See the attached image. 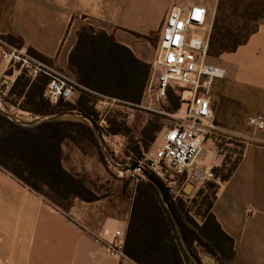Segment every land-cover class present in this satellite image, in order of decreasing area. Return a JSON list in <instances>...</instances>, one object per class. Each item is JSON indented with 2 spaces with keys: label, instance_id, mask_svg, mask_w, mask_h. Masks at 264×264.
<instances>
[{
  "label": "crops",
  "instance_id": "crops-1",
  "mask_svg": "<svg viewBox=\"0 0 264 264\" xmlns=\"http://www.w3.org/2000/svg\"><path fill=\"white\" fill-rule=\"evenodd\" d=\"M218 1L214 0L213 12L207 15L204 28L208 33ZM193 5L205 8L203 0H0V36L19 39L24 48H31L74 79L68 69L69 54L78 29L88 25L111 36L150 68L157 51L141 36L160 29L171 7ZM213 60L218 61L216 67L224 71L228 85L264 97V19L245 44ZM9 68L0 59V82ZM149 81L148 76L141 102L136 105L140 109L134 124L138 130L151 121L157 113V102L162 101L154 98V88L147 90ZM78 96L74 92L68 101L74 102ZM258 106L263 109L264 104L259 102ZM13 112L20 119L29 117L12 109ZM258 134L262 143H243L240 160L230 177L224 182L216 181L211 205L215 221L233 241L231 264H264V139ZM159 144L151 143L148 151ZM128 156L131 158V153ZM211 161L210 152L198 158L199 164L192 170L198 183L189 199L203 188ZM202 167L204 171H200ZM121 193L127 202L125 206L121 204L123 208L118 205L115 212L107 214L105 206L97 204L99 200L80 201L64 212L0 168V264H140L124 251L123 256H110L105 250L106 243L114 239H123L124 248L129 225L134 239L128 250L142 263L187 264L173 231L168 229L163 236L151 218L152 210L160 204H140L133 213L135 188L127 195ZM183 248L189 255L185 243ZM192 250L200 264H215V258L195 242Z\"/></svg>",
  "mask_w": 264,
  "mask_h": 264
},
{
  "label": "trees",
  "instance_id": "trees-1",
  "mask_svg": "<svg viewBox=\"0 0 264 264\" xmlns=\"http://www.w3.org/2000/svg\"><path fill=\"white\" fill-rule=\"evenodd\" d=\"M263 19V0H219L208 34L207 56L217 59L221 54L234 52L247 42L249 36L256 31L258 22ZM76 37V43L69 54L68 69L75 82L83 89L74 102L59 100L51 103L44 96L49 81L45 76H38L30 81L21 74L4 94L1 93L0 82V168L64 212L72 199L85 203L100 200L81 177L67 171L62 165L63 147L70 145L79 150H84L86 145L95 151L102 163H106L91 123L101 134L128 138L126 150L133 157L141 156L140 149L147 152L161 130L150 121L141 131V137L134 139L123 119L117 116L108 118L106 130L101 129L90 92L116 98L129 105H139L150 68L101 30L83 25L78 29ZM0 40L9 45L22 46L21 41L12 36H0ZM27 52L48 62L31 48H27ZM12 72L13 67H10L5 72V77ZM165 97L166 111L175 112L179 107L178 96L168 88ZM11 109L25 113L34 120L31 124H20L5 114L9 113L14 117ZM61 114L76 116H60ZM240 157L241 152L225 174H222V166L219 172L211 171L214 179H206L203 188L196 192L191 202L195 204L198 201V206L192 212L187 209L183 200L172 199L157 175L145 170L148 178H142L134 187L133 213L140 204L149 207L151 204H160V207L152 210L151 218L157 222V228L163 236H166L168 229L173 231L187 264L196 263L185 253L183 243L200 264L192 250L193 242L214 257L215 264H231L234 257L233 241L215 221L211 205L215 197L216 181H226ZM123 194H126L124 190ZM197 217L199 221L196 220ZM132 239L134 232L129 225L123 251L138 263L144 264L128 250Z\"/></svg>",
  "mask_w": 264,
  "mask_h": 264
},
{
  "label": "built area",
  "instance_id": "built-area-1",
  "mask_svg": "<svg viewBox=\"0 0 264 264\" xmlns=\"http://www.w3.org/2000/svg\"><path fill=\"white\" fill-rule=\"evenodd\" d=\"M206 21L207 10L204 7H171L163 19L156 57L150 65L147 90L150 92L154 88V98L163 100L166 90L171 89L179 98V107L173 115L175 123L162 132L152 158L145 157L134 162L137 168L132 173L143 174L145 170L154 173L172 198L185 196L183 179L187 181L194 177L192 168L199 164L201 144L207 136L222 133L243 143H262L256 137L257 132L264 131V115L261 113L247 117L246 125L250 130L247 134L227 130L216 123L210 92L214 80L223 78L224 71L207 62L209 33L207 30L203 33ZM0 59L13 67L12 74L1 81L2 94L21 74L30 81L38 76L47 77L49 81L44 96L51 103L68 101L74 92L80 93L83 89L69 75L60 72L51 63L35 58L23 46L9 45L0 40ZM90 93L96 109L108 103H123L103 94ZM132 114L128 110L129 118ZM15 120L19 121L17 117ZM149 161L151 164H148ZM207 176L210 178L209 174ZM114 235L117 237L119 233L116 231ZM123 243V239H114L106 243L105 250L110 256H123Z\"/></svg>",
  "mask_w": 264,
  "mask_h": 264
},
{
  "label": "rangeland",
  "instance_id": "rangeland-1",
  "mask_svg": "<svg viewBox=\"0 0 264 264\" xmlns=\"http://www.w3.org/2000/svg\"><path fill=\"white\" fill-rule=\"evenodd\" d=\"M203 1L207 10V15L209 17L210 14L213 12L215 2L214 0ZM203 33H206V29L203 31ZM159 34L160 29L154 32H150L146 36H141L148 40L155 52L157 51ZM207 62L214 66L218 64V61H215L209 57L207 58ZM219 66L224 68L225 64L223 62H220ZM210 100L215 114L216 123L222 128L237 131L241 134H247L250 132L246 125V120L248 116L256 113H261L262 115H264V106L263 109L259 108L258 106L259 102H262L264 104L263 96H260L259 94L254 92H248L247 90H243L242 88H239L234 85H228L224 76L221 79L214 80L210 92ZM157 103V113H154L151 118V121L161 128L160 132L157 135L156 144L157 142L159 143L161 141L160 137L164 129L173 125L176 121L173 116L174 112L171 113L166 111L165 109V107L167 106L166 97L162 101H159ZM95 110L98 113V125L103 131H105L107 128L108 118L112 116L122 118L126 126L130 129L131 136L133 137L137 134H140L146 124L150 122V120H148L143 126V128L141 130H138V127H136L134 124L136 121V117L139 115L138 111H140V109L136 106L129 105L126 103H108L101 109L95 108ZM128 110L130 111V113L133 112L132 117L130 118L127 115ZM29 117H27V120L25 118H21L24 119L26 122H29ZM31 118L32 117H30L31 121L34 120ZM18 119L20 121H24L20 118ZM100 135L102 136V140L108 151V154L110 155L113 162H115L117 165H126L131 160H134L135 162L141 161L144 160L145 157L150 159L152 158L151 155L154 150L159 146H154V148L152 147V149L150 147L149 151L145 152L144 154H141L140 157L131 156L130 158L128 156L125 146L127 144L128 138L122 135H115L114 137H112L113 135H104L101 133ZM258 135L264 139V131L259 132ZM242 145L243 142L241 140L228 137L222 133H214L210 136H207L202 141L201 152L198 158H201L203 155H206V153L210 152L212 154V161L210 162L212 168L209 174H212V170L215 172H219L221 166L223 167L222 174H225L226 170L238 158L241 152ZM101 150L103 153V157L105 158L104 150L102 148ZM114 150H116V152ZM105 160L106 163H102L95 151L90 147H86V145H84V150H79L73 145L63 147V167L67 171L71 172L72 174L78 177H81L85 181V184L96 195L100 197V200L97 202V204H101V208L105 206L103 207V209L106 210V213L108 214L115 212V210L119 209L117 207L118 205H126L127 201L126 199L121 198V192H123L124 190V192L128 194L135 187V184L138 181L142 180V178L144 177L139 172L122 173L112 167L106 158ZM196 166L197 165L193 166L192 170L195 169ZM204 170L205 168H200V171ZM219 174H221V171ZM208 178L209 177L207 176L206 179ZM183 180V192L187 184H191L196 188V185L198 183L196 177H190L187 181L185 179ZM195 188L190 191L189 195H186L184 192L185 196L176 197L172 199L183 200L187 205V209L192 212L196 210V206H198L196 204L198 201L194 204V202H191L192 199H189L188 196L193 193ZM195 196L193 198H195ZM199 201L201 202V200ZM75 203H80V200L72 199L70 201V206L74 205ZM67 211L68 209L66 208V212ZM196 220L199 221V218L197 217Z\"/></svg>",
  "mask_w": 264,
  "mask_h": 264
},
{
  "label": "water",
  "instance_id": "water-1",
  "mask_svg": "<svg viewBox=\"0 0 264 264\" xmlns=\"http://www.w3.org/2000/svg\"><path fill=\"white\" fill-rule=\"evenodd\" d=\"M0 108H1V107H0ZM1 109H2V108H1ZM5 114H6L9 118L15 120V116L13 117V116H12L11 114H9V113H5ZM64 115L76 116L75 114H61L60 116H64ZM35 120H38V118L35 119ZM16 122H19L20 124H23V125H24V124H31V123H32V121L26 122V121H20V120H19V121H16ZM91 126H92V128H93L95 134H96L97 137H98L99 144H100L101 148L104 150V156H105V158L107 159V161L111 164V166L114 167L116 170L122 172V173H124V172H129V173L134 172V171L136 170V168H137V163H130V164H126V165H117L115 162H113V160L111 159V157H110V155L108 154V151H107V149H106V147H105V145H104V142H103V140H102V136L100 135V133H99V131L97 130L96 126H95L93 123H91ZM148 164H151V161H149ZM142 176H143L144 178H148V176H147L145 173H143ZM209 176H210V178H213V179H214V177L212 176V174H209ZM193 187H194L193 185H191V184H187L186 187L184 188V192H185V194H186V195H189V193H190V191L193 189ZM187 252H188L189 256L191 257V259H192L196 264H199V263L197 262V260L195 259V257L192 255V253H191L189 250H187Z\"/></svg>",
  "mask_w": 264,
  "mask_h": 264
}]
</instances>
